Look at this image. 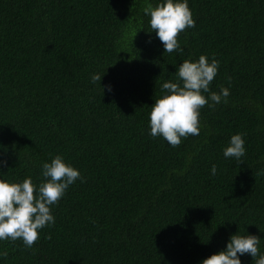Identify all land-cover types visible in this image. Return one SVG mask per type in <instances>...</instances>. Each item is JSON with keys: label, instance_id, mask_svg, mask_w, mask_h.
Returning a JSON list of instances; mask_svg holds the SVG:
<instances>
[{"label": "trees", "instance_id": "trees-1", "mask_svg": "<svg viewBox=\"0 0 264 264\" xmlns=\"http://www.w3.org/2000/svg\"><path fill=\"white\" fill-rule=\"evenodd\" d=\"M158 2L0 0V178L39 184L57 154L83 177L31 248L0 240V264H200L236 233L264 253V0H188L195 27L171 53L144 13ZM202 54L230 95L173 147L150 107ZM235 133L242 162L223 155Z\"/></svg>", "mask_w": 264, "mask_h": 264}, {"label": "clouds", "instance_id": "clouds-1", "mask_svg": "<svg viewBox=\"0 0 264 264\" xmlns=\"http://www.w3.org/2000/svg\"><path fill=\"white\" fill-rule=\"evenodd\" d=\"M144 13L150 16L152 30L162 41L165 52L183 51L178 34L186 28H194L195 20L188 0H159L149 4ZM219 61L200 55L198 60H183L176 70V82L165 81L161 94L156 97L149 112L150 135L163 137L171 146H178L182 138L200 133V109L206 104L214 107L230 95L228 87L212 91L210 84L216 77ZM97 73L91 74V82L101 81ZM203 93H208L206 97ZM246 153L243 133L233 134L223 149L225 158L241 160ZM6 163V162H2ZM43 179L34 184L32 178L10 181L0 178V240L20 239L31 248L39 238V229L55 223L51 206L57 204L68 187L77 179L83 181L79 169L57 154L42 164ZM217 166L211 167L216 175ZM261 238L258 235L233 234L226 248L203 259L200 264H242L241 257L251 255L255 264H264V253L259 251ZM7 255V253H0Z\"/></svg>", "mask_w": 264, "mask_h": 264}]
</instances>
